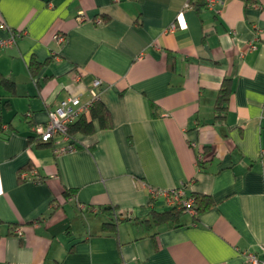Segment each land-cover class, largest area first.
<instances>
[{
	"label": "crops",
	"instance_id": "1",
	"mask_svg": "<svg viewBox=\"0 0 264 264\" xmlns=\"http://www.w3.org/2000/svg\"><path fill=\"white\" fill-rule=\"evenodd\" d=\"M218 1L0 0L8 26L25 30L0 48L12 82L0 78V264H241L264 244V0ZM32 60L44 62L33 74ZM95 77L111 127L75 133L60 155L29 141ZM33 167L40 182L19 180ZM180 185L212 205L177 226L119 215L102 231L106 206L143 219L170 207L152 189Z\"/></svg>",
	"mask_w": 264,
	"mask_h": 264
},
{
	"label": "built area",
	"instance_id": "2",
	"mask_svg": "<svg viewBox=\"0 0 264 264\" xmlns=\"http://www.w3.org/2000/svg\"><path fill=\"white\" fill-rule=\"evenodd\" d=\"M251 5L258 6L259 0H247ZM204 4L215 11H218L220 2L218 0H204ZM102 19L97 18L96 22H101ZM174 25H170L166 30L173 31ZM0 30H6L5 37L0 36V48H7L16 43V40L24 33V29H12L5 22L4 18L0 16ZM53 39L57 43H63L66 39L65 34L55 33ZM256 48V43L251 42L250 49ZM102 80L95 77L92 79L88 87V97L81 100L79 95H68L61 99L55 107L48 110L47 120L42 124H36L32 127L35 136L42 141L51 140L53 143V153L60 155L62 153L73 151L77 148V142L68 134V126L77 120L82 114L89 111L94 101L100 99V88ZM35 168L28 171H22L20 178L32 182H40L36 175ZM152 197H162L169 206H177L185 208L186 212L194 214L193 197L186 196L184 186L173 187L169 189L154 188L151 191ZM14 233L18 236L22 235L20 228H14ZM243 260L241 264H264V244L260 245L259 250H246L242 252Z\"/></svg>",
	"mask_w": 264,
	"mask_h": 264
},
{
	"label": "trees",
	"instance_id": "3",
	"mask_svg": "<svg viewBox=\"0 0 264 264\" xmlns=\"http://www.w3.org/2000/svg\"><path fill=\"white\" fill-rule=\"evenodd\" d=\"M44 62L32 60L29 65L30 71L33 74L37 68H39ZM2 82L5 85L11 86L12 82L8 81L5 78H2ZM231 93V86L229 79H223L221 85L219 87L214 108L216 111V115L218 117L222 116L223 110L226 108V103L229 99ZM95 125L100 129L109 128L112 125V120L109 115L108 109L106 106L99 100L94 101L92 106L89 108V111L85 114H82L77 120L71 123L68 126L67 132L73 138L75 133L88 134L95 130ZM1 127V124H0ZM29 141H35L36 144H50L51 140L42 141L34 135L29 137ZM31 169V168H30ZM29 169V170H30ZM39 177V176H38ZM19 180L23 181L25 179L18 177ZM41 180V178L39 177ZM71 194V191H66V195ZM193 197V209L194 214L192 216H196L197 213L207 209L212 205V199L208 194L194 192L190 195ZM105 209H111V213L113 214L109 220L105 221L102 226V231H113L116 227V222L119 221V215H124L126 220H135L138 222H145L148 228L153 226H159L162 224H171L173 226L180 225V218L186 212L185 208L170 206L169 208L158 210L155 207H152L148 210L147 217L143 219H139L138 217H130L126 211H121L117 207L106 206Z\"/></svg>",
	"mask_w": 264,
	"mask_h": 264
}]
</instances>
